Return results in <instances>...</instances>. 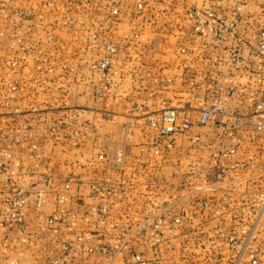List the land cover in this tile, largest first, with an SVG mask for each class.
<instances>
[{
    "label": "crops",
    "instance_id": "0c3cea01",
    "mask_svg": "<svg viewBox=\"0 0 264 264\" xmlns=\"http://www.w3.org/2000/svg\"><path fill=\"white\" fill-rule=\"evenodd\" d=\"M113 1L121 3L116 21ZM15 5L32 8L43 20L28 32L11 18H0V264H50L65 245L66 264H129L132 253L151 264H250L258 256L264 264V211L248 209L254 195L264 193V134L227 138L220 120L196 123L217 85L223 88V112H253L264 85V58L255 49L264 28V0H18ZM2 7L7 0H0ZM235 18L233 33L220 40L219 20ZM110 44L118 48L116 55L106 52ZM7 49L15 50L12 57ZM14 57L20 65L6 76ZM102 58L110 60L118 88L97 98V75L82 68ZM40 70L45 74L37 76ZM14 85L19 91L12 92ZM34 93L45 97L41 104L33 102ZM6 101L21 114L12 119ZM163 102L195 121L191 130L173 137L169 150L168 140L148 124L150 115L160 118ZM24 125L33 137L16 143ZM230 148L237 150L233 170L226 159ZM120 151L122 164L116 161ZM195 162L202 170L190 177ZM94 184L102 194L93 192ZM108 189L114 197L104 195ZM16 193L25 200L24 229L9 222ZM228 197L233 198L228 211L215 216L213 210ZM101 206L107 215L100 214ZM157 215L167 221L161 241L138 230ZM181 215L188 220L174 225L173 217ZM201 227L206 236L183 252L181 244Z\"/></svg>",
    "mask_w": 264,
    "mask_h": 264
},
{
    "label": "built area",
    "instance_id": "2783aa9c",
    "mask_svg": "<svg viewBox=\"0 0 264 264\" xmlns=\"http://www.w3.org/2000/svg\"><path fill=\"white\" fill-rule=\"evenodd\" d=\"M49 6L53 7L54 3L50 2L48 3ZM241 8H237V12H240ZM110 13L113 18H119L120 9L117 5H112L110 7ZM32 12H26L25 15H22L24 17L31 16ZM42 16H39V19H41ZM238 24V19L235 18L232 21L228 22L225 19L219 20V30L217 31V37L224 41L226 39V36L228 34L233 33L236 26ZM203 24H199L195 27V30L199 32L202 28ZM27 31L30 32L31 28L28 27ZM20 42V40H19ZM256 52L258 55L264 58V28L260 29L258 31L257 35V42H256ZM106 52H108L110 55H116L118 53V48L115 45H107L106 46ZM18 63L17 61L14 62L13 66H16ZM93 72H96L101 76L102 80L104 81V85L102 88L95 89V95L96 96H102L107 90H111L112 88H117V84L114 83L111 79V66H110V60L108 58H102L100 60H97L92 65ZM12 91L16 92L17 87L13 86ZM223 93V88L220 85H217L214 90V97L209 106L204 108L200 115L198 116V119L196 123L200 126H208L212 122H216L217 120H220L219 123V129L223 130L224 135L227 138H234L238 134H244L247 133L248 136L251 139H255L258 135L264 134V85L262 88H260L256 92V102L254 105V110L251 113L248 114H239L236 112H223L221 108V96ZM163 109L160 113V118L156 119L152 115L148 117V124L151 128H154L158 131L159 135L163 139H167L168 143L166 144V148L169 150L173 148V142L172 139L176 135H181L189 130L194 126L195 121L190 117H181V111L177 107L169 106L166 102H163ZM5 106L8 108H11L13 110L14 115H20L21 110L20 108H14L11 106V103L9 101L5 102ZM141 110V109H140ZM143 111V110H141ZM32 113L36 117H41L40 112H38L36 107L32 108ZM33 137V134L31 130L28 128L27 125H24V135L22 137H15L13 140L16 143L25 142L27 140H30ZM155 155L159 156L161 154V145L157 144V149L155 150ZM237 150L236 148H230L228 150L226 159L231 164L230 168L236 169L237 165L233 164L236 157ZM100 160H105V156L101 155ZM124 160V153L120 151L117 154L116 161L118 164H122ZM0 167H2V164L0 163ZM201 164L200 162H195L194 165L191 166L189 170V176L190 177H196L201 172ZM223 178V174L219 173L216 175V179L219 181ZM48 183H51V180H48ZM66 188H69V184L66 185ZM91 189L96 194H102L103 191L100 188V186L94 184L91 186ZM122 190H126L124 186H122ZM104 195L108 198L114 197L115 192L111 189H108L104 192ZM255 203L248 207V209L253 213L263 212L264 211V193H258L254 195ZM233 201V198H223V204L213 210V214L215 216H221L225 212L228 211V205L229 203ZM205 208H209V203L204 204ZM25 209V200L21 193H16L14 198L12 199L10 203V212H9V222L12 225H15L19 227L20 229L25 228V217L23 215V211ZM100 214L105 216L108 214V208L106 206H101L99 210ZM186 216H177L173 217L172 222L174 225H180L182 222L187 221ZM63 221L66 223L68 221V216H63ZM166 218L162 215H157L153 217H148L145 219V221L140 224L138 227L139 232L141 233H150L154 237V239L161 241L163 237V229L166 225ZM50 223L53 224L54 220H50ZM206 229L204 227H201L198 229L197 234L190 235V240L183 242L181 244L180 249L188 253L192 250H194L191 243H194L196 240H199V238H203L206 236ZM193 241V242H192ZM211 243H213V240H210ZM168 249H173V246L168 244ZM69 246L65 245L63 246V253L58 254L55 258H53L50 262V264H66L65 260V253L69 251ZM257 254L259 255V251H257ZM260 257L253 259L250 264H260ZM129 264H151L147 260L143 258L141 254L138 253H132L128 260Z\"/></svg>",
    "mask_w": 264,
    "mask_h": 264
},
{
    "label": "rangeland",
    "instance_id": "374dc122",
    "mask_svg": "<svg viewBox=\"0 0 264 264\" xmlns=\"http://www.w3.org/2000/svg\"><path fill=\"white\" fill-rule=\"evenodd\" d=\"M16 2H18V0H7V3H8V7H2L1 9H0V18L1 19H3V18H5L7 21H9V20H14V24H16V25H21V27H24L26 30H27V28L28 27H30L31 28V24L33 23V22H41L42 20H43V18H41V19H39V16H40V14H35L34 12H33V9L32 8H27V7H24V6H22V5H20V6H18V7H16ZM117 5L118 7H119V9H120V14L122 13V10H121V3L120 2H118V1H113L112 3H111V5H110V7L112 6V5ZM39 8V7H38ZM32 12V15L31 16H28V17H24V16H22V15H25V13L26 12ZM11 18V19H10ZM119 18H114L113 20L114 21H116V20H118ZM12 22V21H11ZM16 22V23H15ZM14 49H11V50H9V49H7V51H6V53H7V55L8 56H10V57H12L13 55L12 54H14ZM21 51H23V50H21ZM12 55V56H11ZM55 56H56V54H54ZM100 60V59H99ZM15 61H17V65L16 66H13V64H14V62ZM9 62H10V64L9 65H6V67H5V70H6V76H13V74H15L16 73V69L19 67V65H20V63H19V60L18 59H16L15 57H14V59L13 60H9ZM96 62V61H95ZM92 65H93V63L90 65V67H89V65L88 64H86V65H84L83 66V70L87 73V71H89V69L90 70H92ZM93 71V70H92ZM41 72H43V70H40V71H38V73H37V76H41L43 73L45 74V72H43V73H41ZM69 72H70V70H69ZM96 75H97V78H98V80H99V82H98V84L96 85V86H94V88H93V92L95 91V89H97V88H102L103 87V85H104V81L102 80V78H101V76H99V74L98 73H96V72H94ZM67 75H69V74H67ZM50 76H58V73H55V72H51L50 73ZM111 79H112V77H111ZM113 81V80H112ZM114 82V81H113ZM115 83V82H114ZM14 86H16L17 87V91H19V87H18V85H14ZM13 87V86H12ZM12 87H11V90H12ZM118 88V87H117ZM110 90H107L102 96H97V98H102V97H104V95L107 93V92H109ZM13 92V91H12ZM94 95H95V92H94ZM96 96V95H95ZM45 97L43 96V95H40L39 93H34V96H33V98H32V100H33V102L35 103V104H41V100L42 99H44ZM12 119H14L16 116L14 115V114H8ZM114 117V114H111V116H109V118L110 119H112ZM39 118V117H38ZM40 119V118H39ZM14 139V138H13Z\"/></svg>",
    "mask_w": 264,
    "mask_h": 264
}]
</instances>
